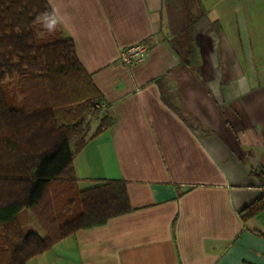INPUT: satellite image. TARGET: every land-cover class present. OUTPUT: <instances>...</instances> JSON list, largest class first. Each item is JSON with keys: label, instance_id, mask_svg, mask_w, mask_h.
I'll list each match as a JSON object with an SVG mask.
<instances>
[{"label": "crops", "instance_id": "crops-1", "mask_svg": "<svg viewBox=\"0 0 264 264\" xmlns=\"http://www.w3.org/2000/svg\"><path fill=\"white\" fill-rule=\"evenodd\" d=\"M45 1L111 120L74 154V189L121 181L130 210L26 264H264V212L240 217L260 194L250 172L264 168L254 0H182L186 32L168 0ZM143 43L142 63H121Z\"/></svg>", "mask_w": 264, "mask_h": 264}, {"label": "trees", "instance_id": "trees-1", "mask_svg": "<svg viewBox=\"0 0 264 264\" xmlns=\"http://www.w3.org/2000/svg\"><path fill=\"white\" fill-rule=\"evenodd\" d=\"M44 11H51L45 0H0V264H26L64 237L130 210L121 181L74 189L85 116L96 117L105 103L72 41L59 26L49 34L37 22ZM193 21L190 15L185 32ZM110 126L105 112L92 137ZM250 174L260 194L240 212L243 220L264 212V168ZM26 210L43 236L19 225Z\"/></svg>", "mask_w": 264, "mask_h": 264}, {"label": "rangeland", "instance_id": "rangeland-1", "mask_svg": "<svg viewBox=\"0 0 264 264\" xmlns=\"http://www.w3.org/2000/svg\"><path fill=\"white\" fill-rule=\"evenodd\" d=\"M171 1H173V3H171ZM181 1L182 0H168V11H170V9H173L172 13H173V16H176V18H179L181 16L184 18L185 17L187 18L188 16L186 15L190 12V11L188 12L190 8L188 6L185 7L186 2L185 4L182 5ZM176 2L177 4H175ZM164 9L166 8L164 7ZM175 10L177 11L175 12ZM184 12H186L185 13L186 15L184 14ZM251 12H252L251 13V24H250L251 28L249 32L250 34L249 44H250V51H251L250 57H251V60L254 66L256 67L254 71L256 73L258 72L264 77V68L262 69L257 68L260 65L264 67V0H254L253 5L251 7ZM189 18L190 16L188 17V19ZM178 23L179 25L176 28L178 32H181L182 26L180 22ZM187 23H188V20H185L184 25H186ZM183 28L185 29L184 26ZM104 115H105V110L102 109L96 117H93L91 115L85 116V119H84V138L85 139H87L88 136H90L91 134L95 132L98 126L102 123ZM77 189L81 190L82 187L79 185L77 186ZM259 218L264 223V213L260 214ZM18 223L22 227L24 232L34 231L40 236H43L45 234L43 228L41 227L39 222L35 219L34 215L27 210L23 211L18 216Z\"/></svg>", "mask_w": 264, "mask_h": 264}, {"label": "built area", "instance_id": "built-area-1", "mask_svg": "<svg viewBox=\"0 0 264 264\" xmlns=\"http://www.w3.org/2000/svg\"><path fill=\"white\" fill-rule=\"evenodd\" d=\"M148 52L146 44H139L135 47L126 48L120 54V61L125 65L142 63Z\"/></svg>", "mask_w": 264, "mask_h": 264}, {"label": "clouds", "instance_id": "clouds-1", "mask_svg": "<svg viewBox=\"0 0 264 264\" xmlns=\"http://www.w3.org/2000/svg\"><path fill=\"white\" fill-rule=\"evenodd\" d=\"M36 20L49 34L55 33L58 26L63 23L62 18L55 9L42 12L37 16Z\"/></svg>", "mask_w": 264, "mask_h": 264}]
</instances>
